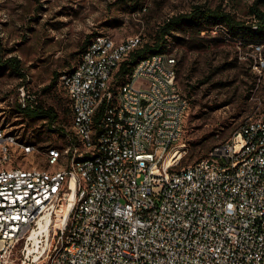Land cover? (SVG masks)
<instances>
[{"label": "built area", "instance_id": "built-area-1", "mask_svg": "<svg viewBox=\"0 0 264 264\" xmlns=\"http://www.w3.org/2000/svg\"><path fill=\"white\" fill-rule=\"evenodd\" d=\"M141 44L91 39L58 77L70 121L43 152L0 125V264L30 250L40 264H264V101L250 97L228 140L178 168L188 101L175 58L115 76ZM17 90L21 109L38 104ZM32 154L37 165L13 163Z\"/></svg>", "mask_w": 264, "mask_h": 264}, {"label": "rangeland", "instance_id": "rangeland-1", "mask_svg": "<svg viewBox=\"0 0 264 264\" xmlns=\"http://www.w3.org/2000/svg\"><path fill=\"white\" fill-rule=\"evenodd\" d=\"M193 5L219 6L245 24L255 20L254 9L264 13V0H0L1 59L16 58L25 74L22 81L13 70L0 66V125L42 152L55 145L59 137L48 131L44 119L26 117L17 109L18 87L25 83L43 108L54 110L58 125H67L65 92L58 79L51 81L54 72L61 75L76 62L87 35H109L115 41L139 35L143 42L150 41L164 21ZM226 32L223 26H214L199 34L176 35L189 44L169 41L176 82L188 101L178 141L184 151L178 168L228 140L250 110V97L264 101V67L255 65L258 57L264 62V43H257L263 45L259 54L252 44L235 42ZM37 156L13 163L37 165ZM25 256L17 251L12 264H40L33 255Z\"/></svg>", "mask_w": 264, "mask_h": 264}, {"label": "trees", "instance_id": "trees-1", "mask_svg": "<svg viewBox=\"0 0 264 264\" xmlns=\"http://www.w3.org/2000/svg\"><path fill=\"white\" fill-rule=\"evenodd\" d=\"M136 8L137 2H134L133 9ZM251 14L254 15L255 20L251 23L245 24L244 22L236 21L229 13L220 9L219 6L211 9L202 5H193L190 11L168 18L163 22L162 25L159 26L150 41H142V44L139 47L130 52L128 56L121 62V65L115 75L116 79L123 80L124 76L130 72L133 65L136 64L140 59L156 54L169 53L170 39L179 41V43L189 44V40H182V38H178L176 36L179 33L199 34L209 27L223 26L227 31V38L232 39L235 37V42H238L242 45L264 43V13L258 9H254ZM92 35L93 34L87 35L82 41L79 47L80 55L76 62L79 60L81 54L84 52L91 39L94 37ZM1 58L2 56L0 55V66L5 69L13 70L23 81L25 74L20 69L19 61L16 58ZM74 64H72L70 68ZM70 68H68V70ZM59 76V72H54L51 84H54ZM17 109L26 117H30L32 119H44L46 121L47 129L50 132L54 131L52 128L54 123H56V128L61 127L57 123V114L52 108H43L42 105L38 103L32 109H21L19 106H17Z\"/></svg>", "mask_w": 264, "mask_h": 264}, {"label": "bare ground", "instance_id": "bare-ground-1", "mask_svg": "<svg viewBox=\"0 0 264 264\" xmlns=\"http://www.w3.org/2000/svg\"><path fill=\"white\" fill-rule=\"evenodd\" d=\"M180 156H182V155H180ZM30 254H31V250L28 252V257L31 256Z\"/></svg>", "mask_w": 264, "mask_h": 264}]
</instances>
